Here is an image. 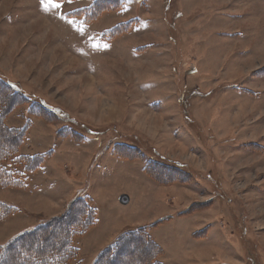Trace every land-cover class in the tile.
<instances>
[{"label": "rangeland", "instance_id": "rangeland-1", "mask_svg": "<svg viewBox=\"0 0 264 264\" xmlns=\"http://www.w3.org/2000/svg\"><path fill=\"white\" fill-rule=\"evenodd\" d=\"M92 2L52 0L45 11L40 0H0V72L97 131L75 143L25 104L7 115L11 127L28 122L23 153L52 152L26 189L0 187V200L24 210L0 222V244L63 214L88 181L96 223L74 237V264H91L121 231L153 223L162 264H264V151L245 146L264 148V0H128L90 24L73 17ZM131 19V31L101 38ZM53 48L65 59H50ZM174 76L178 96L166 84ZM133 134L197 180L158 185L143 161L114 157V144L99 153L109 137L132 142Z\"/></svg>", "mask_w": 264, "mask_h": 264}, {"label": "trees", "instance_id": "trees-1", "mask_svg": "<svg viewBox=\"0 0 264 264\" xmlns=\"http://www.w3.org/2000/svg\"><path fill=\"white\" fill-rule=\"evenodd\" d=\"M127 1L93 0L90 6L74 10L73 17H80L86 24H90L104 11L120 12L122 4ZM136 21V19H131L121 22L110 30L103 31L101 38L110 42L121 33L131 31ZM180 103L187 113L188 110L183 106L186 105L185 102L181 100ZM19 104L29 106L26 109L28 116L37 115L44 122L45 120L60 122L62 125L57 135L60 134L71 142H85L86 137L95 136L97 131L77 122L62 108L50 104L44 98L30 94L19 82L0 72V187L24 190L27 187L29 176L41 169L52 150L32 155L21 151L28 122L22 127H11L5 122L7 115ZM189 118L185 116L184 120L185 123L191 125L188 123ZM115 137H109L103 143L99 153L105 152L109 145L114 144L112 149L114 157L120 160L143 161V173L158 185L189 186L194 183L193 180H197L195 173L188 165L165 158L153 147L149 149V154L143 147L138 146L136 144L139 142L137 135L131 136L132 142H126V138ZM245 146L251 151H264L262 145L257 143L250 142ZM189 209L191 206L180 213L187 214ZM21 211L24 212L17 205L0 200V222ZM38 222L37 225L23 229L5 243L0 244V264H14L17 259L27 261L26 264H74L78 252L74 237L83 236L96 223V213L90 203L88 193V181L76 190L63 214L50 219L39 218ZM154 225L155 223L141 225L121 231L106 247L101 249L91 264H162L159 261L162 250L149 232ZM55 237L62 238V243L57 242L52 248H46L48 242ZM34 248L37 249L30 253ZM131 252L139 256L134 263L133 259L136 256H129Z\"/></svg>", "mask_w": 264, "mask_h": 264}, {"label": "crops", "instance_id": "crops-1", "mask_svg": "<svg viewBox=\"0 0 264 264\" xmlns=\"http://www.w3.org/2000/svg\"><path fill=\"white\" fill-rule=\"evenodd\" d=\"M169 38H170V41L172 42L171 36H170ZM148 46H151V45H148ZM148 46H147V47H148ZM175 75L178 76L177 74H175ZM176 76H174L173 79H174V82H177V83H178V86L175 85L174 82L172 83L170 80H169V83L166 82V84H167L168 86H170L169 84H173V86H174V95L180 92V91H179V87H180L179 85H180V84H179V82L176 80ZM161 83H165V79H164V82H161ZM161 91H164V89H161ZM161 91H160V92H161ZM178 91H179V92H178ZM164 92H166V94L169 95V93L167 92V90L164 91ZM172 96H173V95H172ZM172 96H171V97H172ZM177 96H178V94H177ZM177 98H178V97H177ZM197 122H198V121H197ZM192 124H193V123H192ZM192 124H191V125H192ZM183 125H186L185 128H186V130L189 132V127H190L191 125H188L187 123H184ZM183 128H184V127H183ZM139 136H140V135H139ZM141 137H142V136H141ZM148 140H149V139H148ZM155 149L158 151L157 148H155ZM158 152H159V151H158ZM159 153H160V152H159ZM160 154H161V153H160ZM161 155H162V154H161Z\"/></svg>", "mask_w": 264, "mask_h": 264}, {"label": "bare ground", "instance_id": "bare-ground-1", "mask_svg": "<svg viewBox=\"0 0 264 264\" xmlns=\"http://www.w3.org/2000/svg\"><path fill=\"white\" fill-rule=\"evenodd\" d=\"M47 30V27L45 26V24L43 23V26H42V29H44V28ZM51 34H52V31L50 32ZM57 52H59V58L62 60V58H64L65 59V56L63 57V55H62V51L59 49V48H53L52 50H51V52H50V59L51 58H53L54 56H56V54H57ZM49 55V54H48ZM56 57H58V56H56ZM64 59H63V61H64ZM86 83H88V84H91V81H86Z\"/></svg>", "mask_w": 264, "mask_h": 264}, {"label": "snow or ice", "instance_id": "snow-or-ice-1", "mask_svg": "<svg viewBox=\"0 0 264 264\" xmlns=\"http://www.w3.org/2000/svg\"><path fill=\"white\" fill-rule=\"evenodd\" d=\"M52 3V0H40V4L44 7L45 11L48 10L49 5ZM55 7L59 8L60 5L56 4L54 5ZM107 47V45L105 46ZM13 88L15 87L14 85L12 86Z\"/></svg>", "mask_w": 264, "mask_h": 264}]
</instances>
